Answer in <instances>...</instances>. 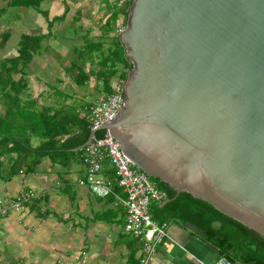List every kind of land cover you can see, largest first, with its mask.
<instances>
[{"label":"water","instance_id":"water-1","mask_svg":"<svg viewBox=\"0 0 264 264\" xmlns=\"http://www.w3.org/2000/svg\"><path fill=\"white\" fill-rule=\"evenodd\" d=\"M121 40L133 69L101 130L264 238V0H133Z\"/></svg>","mask_w":264,"mask_h":264},{"label":"crops","instance_id":"crops-1","mask_svg":"<svg viewBox=\"0 0 264 264\" xmlns=\"http://www.w3.org/2000/svg\"><path fill=\"white\" fill-rule=\"evenodd\" d=\"M118 1L43 0L26 7L19 0H0L1 57H18L24 36L41 40L27 69L28 92L39 109H66L78 123L89 106L108 96L99 72L104 57H119L117 31L126 9ZM117 83L114 79L112 87ZM78 151L62 162L42 156L32 172L23 168L13 178L4 164L0 200L14 202L31 191L39 197L0 218V264H139L141 244L125 230V207L79 185L85 167L84 152ZM105 175L114 176L109 164ZM163 224L167 237L151 264H216L221 258L197 227L174 219Z\"/></svg>","mask_w":264,"mask_h":264},{"label":"trees","instance_id":"trees-1","mask_svg":"<svg viewBox=\"0 0 264 264\" xmlns=\"http://www.w3.org/2000/svg\"><path fill=\"white\" fill-rule=\"evenodd\" d=\"M42 1L19 0L26 7H38ZM130 7L131 4L124 13L125 24L128 23ZM118 40L119 57H104L101 61L99 77L107 95L114 92L113 80L125 84L133 69L121 36ZM40 44V38L24 36L19 43V56L5 59L0 64V104L4 108L0 113V176L6 162L9 163L6 170L9 178L22 173L23 168L32 172L42 156L62 162L63 158L78 154L77 149L87 143L92 133L84 118L78 123L75 121L76 131L72 113L66 109L54 113L52 109L41 110L29 94L27 69ZM106 135V130L96 134L98 138ZM84 151L85 148L81 150ZM153 180L168 197L165 204H156L151 210L156 222L163 224L167 219H174L183 225H193L219 249L221 257L244 264H264V238L261 235L225 215L213 204L187 192L178 195L170 185L159 179Z\"/></svg>","mask_w":264,"mask_h":264},{"label":"built area","instance_id":"built-area-1","mask_svg":"<svg viewBox=\"0 0 264 264\" xmlns=\"http://www.w3.org/2000/svg\"><path fill=\"white\" fill-rule=\"evenodd\" d=\"M133 0H119L118 5L127 8ZM127 24H120L117 35L121 36ZM114 92L105 99L89 106L83 118L97 132L112 122L125 105L124 83H117ZM114 171L113 178L105 175V165ZM85 176L79 185L88 188L100 198L113 196L118 204L126 209L127 234L141 244L139 264H151L157 247L167 237V225L159 224L151 214L153 204L163 205L167 194L162 191L153 178L139 169L123 152L118 140L111 135L98 138L94 136L83 154ZM39 197L33 191L22 193L14 202L0 200V218L11 211L20 212L26 205ZM0 241V245H1ZM216 264H234L226 257H221Z\"/></svg>","mask_w":264,"mask_h":264},{"label":"rangeland","instance_id":"rangeland-1","mask_svg":"<svg viewBox=\"0 0 264 264\" xmlns=\"http://www.w3.org/2000/svg\"><path fill=\"white\" fill-rule=\"evenodd\" d=\"M16 36H17V34L14 33V38H13V39H16V38H17ZM15 41H16V40H14V41L12 42V45L14 44ZM1 54H2V52H0V64H1L2 61L5 60V58L1 57ZM1 110H2V106H1V104H0V113H1ZM0 241H1V240H0ZM1 243H2V241H1Z\"/></svg>","mask_w":264,"mask_h":264}]
</instances>
